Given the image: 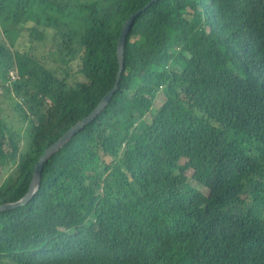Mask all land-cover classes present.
I'll list each match as a JSON object with an SVG mask.
<instances>
[{
	"label": "trees",
	"instance_id": "1",
	"mask_svg": "<svg viewBox=\"0 0 264 264\" xmlns=\"http://www.w3.org/2000/svg\"><path fill=\"white\" fill-rule=\"evenodd\" d=\"M78 1L77 38L52 15L33 21L38 7L66 14L60 0H13L28 28L16 55L0 30L32 139L14 166L0 99V166L12 167L0 204L25 195L39 156L113 89L123 26L151 0ZM262 263L264 0H162L137 18L109 105L46 162L27 205L0 212V264Z\"/></svg>",
	"mask_w": 264,
	"mask_h": 264
},
{
	"label": "rangeland",
	"instance_id": "2",
	"mask_svg": "<svg viewBox=\"0 0 264 264\" xmlns=\"http://www.w3.org/2000/svg\"><path fill=\"white\" fill-rule=\"evenodd\" d=\"M65 1H66V3H65ZM61 2L63 4L65 3L64 5L68 4L67 7H65L66 14H62L57 9H49L47 12H45L40 7L34 8L33 14L31 13L32 17H33V21L35 22L39 18V22L41 21L40 23H42V24L49 23L48 22L49 16L52 15L54 17H57L59 19V21L61 22V29H63L66 32L72 33V35L77 38L81 35V30H82L81 17L83 16L84 12L78 6L79 2L82 3V1L78 2V0H70V1L69 0H62ZM3 7H4V12L3 13L0 12V30L2 32L3 30H5V27L7 28V30H8L7 34L4 35V33H2V35H4V37H5V38H3L5 45L8 46V48L10 50H12V52H13V48H15L13 46V44L14 45L16 44V46H22L25 42V39H26V36L28 33V30H26L27 24L24 21L26 18V15H24V12L21 10V8L18 9L16 11V13H20V11H22L24 16H23V21L19 24H16V23H14V16H12L14 13L13 0H6V2H4ZM30 11H31V9H30ZM68 11L71 12V17L68 14L69 13ZM36 13H39L40 17L36 16L37 15ZM22 23H24V24H22ZM51 26H53V29L55 31L58 28V24H56L55 22H52ZM54 35L57 36L56 40H54V37H53ZM60 39H62V38L59 35V33L58 34L50 33L48 42L51 45L52 40H54L52 43V44H54V43L58 42ZM66 39H69V38L66 37ZM41 46H43L42 43H41ZM2 69H3V71H2ZM4 70H5L4 67L0 64V93H1L0 99H1V103H2L3 108H4L2 110H3V115H4L3 116L4 122L7 126V131L13 137L15 136V139H17L19 141L20 146H21L20 153L13 160V163L15 162L17 164L21 159V155H25L32 150V139H31V136L29 135V127H27L28 123L24 121V118H23L24 116L22 114V110L18 109V107H17L16 99L18 98V95H17L16 91L14 90V88H12V92H10L9 90H6V88H5L6 81H4V78H3L4 77V74H3ZM7 151H8V149H7ZM15 163L13 164L14 166H15ZM194 169H195L194 167H191V170L188 172L190 180H191ZM11 172H12L11 161L7 162L5 164V166H3V167L0 166V183L10 181L8 179L9 178L8 176ZM190 184L193 185L194 187H198L196 185V183L193 182L192 180H191ZM200 189L203 190L204 193L201 192L194 199L195 203L198 206L202 205V203L205 199L206 193H207V191L205 189H203V188H200Z\"/></svg>",
	"mask_w": 264,
	"mask_h": 264
},
{
	"label": "water",
	"instance_id": "3",
	"mask_svg": "<svg viewBox=\"0 0 264 264\" xmlns=\"http://www.w3.org/2000/svg\"><path fill=\"white\" fill-rule=\"evenodd\" d=\"M162 0H151L148 5L144 8L134 12L126 21L123 26L119 42H118V57L120 68L118 71L117 81L113 89L107 93V95L101 100L99 105L86 117L78 121L75 125H73L69 130H67L57 141H55L51 146H48L44 152L39 157L38 161L35 164L32 179L29 184V188L24 196L20 199L12 202H6L0 204V212L11 210L20 206L27 205L37 194L43 175V169L46 162L54 155L57 151H59L66 143L71 141L80 131H82L85 127H87L90 123H92L109 105L112 101L114 95L119 89V83L122 78V74L125 70L126 65V47L129 39V35L134 28L137 18L149 7L154 5L157 2Z\"/></svg>",
	"mask_w": 264,
	"mask_h": 264
},
{
	"label": "bare ground",
	"instance_id": "4",
	"mask_svg": "<svg viewBox=\"0 0 264 264\" xmlns=\"http://www.w3.org/2000/svg\"><path fill=\"white\" fill-rule=\"evenodd\" d=\"M0 1H1V0H0ZM61 1H62V0H61ZM92 1H93V0H92ZM10 2H11V1H10ZM43 2H44V1H43ZM78 2H79V1H78ZM65 3H66V1H65ZM65 3H64V4H65ZM28 4H30V3H28ZM64 4H63V5H64ZM55 5H56V4H55ZM61 5H62V4H61ZM37 6H38V5H37ZM56 6H57V5H56ZM58 6H59V5H58ZM65 6H66V5H65ZM24 7H25V6H24ZM34 7H35V6H34ZM59 7H60V6H59ZM20 8L22 9V7H20ZM20 8H19V9H20ZM28 8H29V7H28ZM38 8H39V7H38ZM49 8H50V7H49ZM81 8H82V7H81ZM41 9H42V8H41ZM46 9H47V8H46ZM46 9H45V10H46ZM76 9H77V8H76ZM82 9H83V8H82ZM42 10H44V9H42ZM47 10H48V9H47ZM87 10H88V8H87ZM28 11H30V9H29ZM20 12H21V11H20ZM30 12H31V11H30ZM30 12H29V13H30ZM40 12H41V11H40ZM68 12H69V11H68ZM85 12H86V11H85ZM85 12H84V13H85ZM65 13H66V12H65ZM75 14H76V13H75ZM42 15H43V14H42ZM67 15H68V14H67ZM70 15H71V14H70ZM27 16H28V15H27ZM38 16H39V13H38ZM46 16H47V15H46ZM30 17H31V16H30ZM37 18H38V17H37ZM35 19H36V18H35ZM30 21H31V20H30ZM36 21H37V20H36ZM40 22H41V21H40ZM22 24H24V23H22ZM34 24H35V23H34ZM37 24H38V23H37ZM35 25H36V24H35ZM36 26H37V25H36ZM37 28H38V27H37ZM27 29H28V28H27ZM27 29H26V30H27ZM15 30H16V29H15ZM34 31H35V30H34ZM10 34H11V33H10ZM31 34H32V32H31ZM36 34H37V32H36ZM33 35H34V34H33ZM33 35H32V36H33ZM30 36H31V35H30ZM37 37H38V36H37ZM9 38H10V37H9ZM33 38H34V37H33ZM10 39H11V38H10ZM1 40H2V39H1ZM2 41H3V40H2ZM14 42H15V41H14ZM44 42H45V41H44ZM127 43H128V42H127ZM12 44H13V43H12ZM45 45H46V44H45ZM30 46H31V45H30ZM30 50H31V49H30ZM10 52H12V50H11ZM14 52H15V51H14ZM16 52H17V51H16ZM16 52H15V55H16ZM50 52H51V51H50ZM12 53H13V52H12ZM17 53H18V52H17ZM45 57H46V56H45ZM15 59H16V58H15ZM6 63H7V62H6ZM160 66H161V65H160ZM168 67H169V66H168ZM5 68H6V67H5ZM5 68H4V69H5ZM154 70H155V69H154ZM154 70H153V71H154ZM158 70H160V69H158ZM168 70H169V69H168ZM2 71H3V69H2ZM155 71H156V70H155ZM38 72H39V71H38ZM5 73H6V72H5ZM5 73H3V74H5ZM37 74H38V73H37ZM40 76H42V75H39V76H37V77H40ZM20 77H21V76H20ZM33 77H34V76H33ZM26 78H27V77H26ZM5 79H6V78H5ZM37 79H38V78H37ZM30 80H31V79H30ZM40 80H41V79H40ZM4 81H5V80H4ZM19 81H20V80H19ZM21 81H22V80H21ZM27 81H29V79H28ZM31 81H32V80H31ZM34 81H35V80H34ZM37 81H38V80H37ZM24 82H26V81H24ZM39 82H40V81H39ZM4 83H5V82H4ZM34 83H35V82H34ZM34 83H33V84H34ZM22 84H23V82H22L20 85L22 86ZM25 84H26V83H25ZM16 86H17V85H16ZM18 86H19V85H18ZM13 88H15V87H13ZM10 89H11V88H10ZM15 89H16V88H15ZM4 92H5V91H4ZM13 93H14V92H13ZM0 94H1V93H0ZM4 95H5V94H4ZM3 109H4V108H3ZM31 122H32V121H31ZM34 124H35V122H34ZM26 125H27V124H26ZM25 127H26V126H25ZM27 127H28V126H27ZM29 128H30V127H29ZM33 128H34V127H33ZM33 128H32V129H33ZM9 129H10V128H9ZM39 130H40V129H39ZM41 131H43V130H41ZM36 132H37V131H36ZM36 132H35V133H36ZM43 132H44V131H43ZM43 132H42V133H43ZM35 133H34V134H35ZM44 133H45V132H44ZM44 133H43V134H44ZM63 134H64V133H63ZM7 135H8V134H7ZM61 136H62V135H61ZM14 137H15V136H14ZM36 138H37V137H36ZM7 139H8V138H7ZM58 139H59V138H58ZM126 140H128V139H126ZM16 141H17V140H16ZM17 142H18V141H17ZM36 142H37V141H36ZM10 143H11V142H10ZM127 143H128V142H127ZM25 145H26V144H25ZM129 146H130V145H129ZM43 149H44V148H43ZM124 150H125V149H124ZM18 151H20V150H18ZM8 153H9V152H8ZM13 154H14V153H13ZM22 154H23V153H22ZM40 156H41V155H40ZM40 156H39V157H40ZM38 159H39V158H38ZM70 165H71V164H70ZM71 166H72V165H71ZM81 166H82V165H81ZM68 168H69V167H68ZM62 169H63V168H62ZM69 169H70V168H69ZM81 169H82V168H81ZM81 169H79V171H80ZM58 170H59V169H58ZM75 170H76V169H75ZM75 170H74V171H75ZM77 170H78V169H77ZM77 170H76V171H77ZM62 171H63V170H61V172H62ZM65 172H66V171H65ZM81 172H82V171H81ZM66 174H67V173H66ZM68 174H69V172H68ZM71 177H72V176H71ZM75 177H76V176H75ZM75 177H74V178H75ZM55 178H56V177H55ZM60 178H61V177H60ZM76 179H77V178H76ZM54 184H55V183H54ZM44 187H45V186H44ZM45 188H46V187H45ZM48 190H49V189H48ZM24 194H25V193H24ZM48 196H49V195H48ZM53 196H54V195H53ZM47 198H48V197H47ZM9 202H10V201H9ZM44 202H45V201H44ZM3 203H4V202H3ZM247 208H248V207H247ZM249 210H250V209H249ZM248 212H249V211H248ZM253 216H255V214H253ZM250 218H252V217H250ZM256 218H257V216H256ZM253 219H254V218H253ZM253 226H254V228H253V227H252V228L255 229V225H253ZM245 231H246V230H245ZM255 234H256V233H255ZM246 237H247V236H246ZM249 239H250V238H249ZM240 251H241V250H240ZM248 252H249V251H248ZM197 253H198V252H197ZM221 253H222V252H221ZM250 253H251V252H250ZM242 254H243V252H242ZM251 254H252V253H251ZM232 255H233V254H232ZM248 256H249V255H248ZM238 257H239V256H238ZM241 258H242V257H241ZM237 259H238V258H237ZM241 260H242V259H241ZM243 260H244V257H243ZM189 262H190V261H189ZM262 264H263V263H262Z\"/></svg>",
	"mask_w": 264,
	"mask_h": 264
},
{
	"label": "built area",
	"instance_id": "5",
	"mask_svg": "<svg viewBox=\"0 0 264 264\" xmlns=\"http://www.w3.org/2000/svg\"><path fill=\"white\" fill-rule=\"evenodd\" d=\"M19 79H20V75H19L18 68H13V69H11V71L9 73V77H8V80L6 81L5 85L7 87L13 88L15 82Z\"/></svg>",
	"mask_w": 264,
	"mask_h": 264
}]
</instances>
